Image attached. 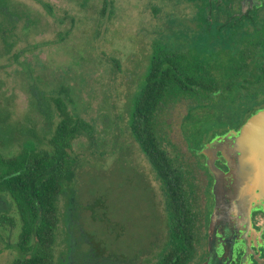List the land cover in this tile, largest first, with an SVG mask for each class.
<instances>
[{
  "label": "rangeland",
  "instance_id": "rangeland-1",
  "mask_svg": "<svg viewBox=\"0 0 264 264\" xmlns=\"http://www.w3.org/2000/svg\"><path fill=\"white\" fill-rule=\"evenodd\" d=\"M36 2L10 0L20 6L19 15L25 13L33 24L28 32L18 30L10 38L14 42L10 50L0 45V154L17 156L28 142H35L36 149L45 148L61 120L54 100H64L74 118L94 128L91 140L79 137L72 144L81 224L86 233L94 235L95 243L109 244L108 251L103 245L107 253H138L152 236L159 192L157 197V174L130 132V110L146 78L149 47L174 40L172 33L189 34L187 1ZM47 5L52 15L46 13ZM22 25L23 21L19 29ZM38 100L44 107H39ZM202 103L206 101L180 97L163 102L155 117L156 135L170 156L188 155L186 125L193 135L202 129L186 116L192 108L194 115L202 117L204 110L196 109ZM237 103L236 108H245ZM233 108H226L224 120L237 113ZM188 140L197 139L190 136ZM98 199L101 202L94 205ZM5 201L10 202L8 196ZM66 206L67 198H61V253L66 252L62 242ZM164 210L163 206L159 209L163 222ZM14 211L1 209L0 216L15 218ZM101 216L103 225L94 221ZM118 223L125 229H117ZM18 235V227L0 226V264H12L19 256Z\"/></svg>",
  "mask_w": 264,
  "mask_h": 264
},
{
  "label": "flooded vegetation",
  "instance_id": "flooded-vegetation-1",
  "mask_svg": "<svg viewBox=\"0 0 264 264\" xmlns=\"http://www.w3.org/2000/svg\"><path fill=\"white\" fill-rule=\"evenodd\" d=\"M31 1L38 5L36 0ZM186 1L189 6L186 15V20L190 23L189 34L180 38L176 35L173 37L177 42L182 38V49L174 48L173 51L172 46L165 49L160 42H155L149 47L145 58L147 66L155 58H173L180 60L181 64L198 68L201 76L198 82H202L205 88L190 85L186 93H178L169 98L206 101V104L203 103L205 108H202V117L194 115L192 108H189L196 117L190 119V122H202L195 125L202 129L201 136L199 133L190 134L186 125L188 155L181 158L170 156L158 140L161 150L166 153L170 162V171L168 180L164 181L156 176V195L158 197L159 192V197L154 229L151 227L155 232H151L150 240L146 241L145 247L137 251L138 253H107L105 247L100 244L95 246L94 241L89 240L82 228L79 206L76 212L69 206L70 203L77 204L75 197L78 196L73 188H69L64 193L69 203L63 217L65 228L62 242L65 243L66 252L60 255L58 247L57 256L61 264H81L77 258L85 247L91 251L92 264L103 263L100 261L104 257L103 254L101 256L102 252L118 258V261H107V264H157L169 248V228L173 224L185 227L188 231L191 247L185 264H264V187L249 190L243 203L239 199H232L228 194L216 189L217 177L209 161V157L223 141L237 137L247 121L264 110V0ZM46 8V13L52 15V8ZM20 9L19 5L10 3V0H0V45L6 50L14 46L10 38H13L18 30L25 33L32 28L31 18L25 13L23 17L20 16ZM22 21L23 25L19 29ZM176 75L181 78L180 73L177 72ZM185 82L189 84L190 81ZM38 101L39 106H43V102ZM236 102L237 106L245 108H236ZM209 106L210 109H207ZM161 107L162 104L156 114ZM233 107L237 113L229 115V121L224 120V115H228L226 108L229 110ZM207 116L210 120L204 123ZM190 136L197 140L189 141ZM48 146L49 142L45 148ZM237 156L243 154L238 152ZM212 160L214 167L224 173L222 179L233 183L229 160L221 154L214 156ZM169 184L177 189L176 196L183 209L179 218L177 216L172 221L169 220L167 202ZM4 197L6 198V195L0 194V210H14L12 204L5 201ZM160 204L166 213L164 222L159 214L162 207ZM75 214L79 221L73 219ZM94 221L101 223L100 225L104 224L103 216L96 217ZM118 227L125 229L121 223L117 224L116 228ZM114 229L115 226L113 231ZM163 233L165 240L162 238ZM105 245L107 247L109 244Z\"/></svg>",
  "mask_w": 264,
  "mask_h": 264
},
{
  "label": "trees",
  "instance_id": "trees-1",
  "mask_svg": "<svg viewBox=\"0 0 264 264\" xmlns=\"http://www.w3.org/2000/svg\"><path fill=\"white\" fill-rule=\"evenodd\" d=\"M156 11L154 8V12ZM172 35L178 38L186 36L182 33H172ZM160 44L163 48L172 46L173 51L174 48L182 49L184 46L171 39ZM147 70L145 81L133 98L129 129L156 174L165 181L168 180L170 162L166 153L161 150L156 135V112L169 96L186 93L190 85L204 88L205 86L202 82H198L201 76L196 66L181 64L180 60L173 58L152 59ZM177 72L181 74V78L176 75ZM185 80L190 81L189 84H186ZM54 102L61 120L47 148L36 149L35 142H28L25 149L17 156L10 158L0 154V194L9 197L15 210V218L0 216V226L10 225L19 229L16 245L19 256L12 264H61L60 258L57 257L61 223L60 201L61 198H67L64 193L69 188L76 191L74 178L78 170L77 159L72 155V144L79 137L85 136L91 140L94 128L83 119L74 118L64 100L55 99ZM196 108L202 109L205 105L202 103ZM193 118L196 117L190 113L186 120ZM209 120L210 117L207 116L204 123ZM168 192L169 220L172 221L177 216L179 218L183 209L176 196L177 189L169 184ZM99 201L101 202L99 199L96 200L94 205H98ZM69 206L73 207L71 208L73 212L78 209V204L70 203ZM88 208L91 209L90 206ZM73 219L78 220L77 214L73 215ZM85 234L89 240L94 241V235L86 232ZM188 237L185 227L173 224L169 228V248L157 264H185L191 247ZM93 244L99 245L95 242ZM105 244L104 241L103 245ZM102 254L104 255L100 260L102 264H107V261H118V258L107 256L104 252L101 256ZM90 259L89 250L80 252L77 258L81 264H92Z\"/></svg>",
  "mask_w": 264,
  "mask_h": 264
},
{
  "label": "water",
  "instance_id": "water-1",
  "mask_svg": "<svg viewBox=\"0 0 264 264\" xmlns=\"http://www.w3.org/2000/svg\"><path fill=\"white\" fill-rule=\"evenodd\" d=\"M219 152V153H218ZM241 152L243 156H237ZM223 155L230 164L233 183L223 180L224 173L213 165L214 156ZM217 177L216 189L243 203L249 190L264 187V110L251 117L237 137L223 143L209 157ZM244 196V197H243Z\"/></svg>",
  "mask_w": 264,
  "mask_h": 264
}]
</instances>
